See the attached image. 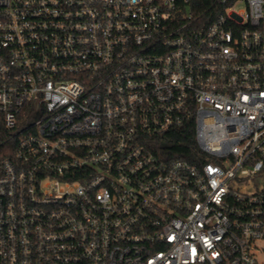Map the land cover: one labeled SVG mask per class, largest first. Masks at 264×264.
Segmentation results:
<instances>
[{"label":"built area","instance_id":"2783aa9c","mask_svg":"<svg viewBox=\"0 0 264 264\" xmlns=\"http://www.w3.org/2000/svg\"><path fill=\"white\" fill-rule=\"evenodd\" d=\"M0 121V264H264V0H0Z\"/></svg>","mask_w":264,"mask_h":264},{"label":"trees","instance_id":"16d2710c","mask_svg":"<svg viewBox=\"0 0 264 264\" xmlns=\"http://www.w3.org/2000/svg\"><path fill=\"white\" fill-rule=\"evenodd\" d=\"M178 139H181V137ZM185 140L186 144L176 146L175 150L180 153L188 154V156H199L201 152L197 145L194 132L189 131L186 134ZM14 145L15 143H13V140L10 138L9 132L0 121V162L10 156L12 150L14 149Z\"/></svg>","mask_w":264,"mask_h":264}]
</instances>
